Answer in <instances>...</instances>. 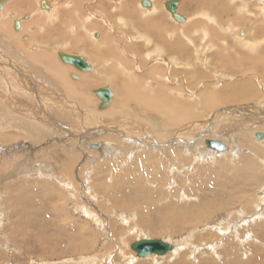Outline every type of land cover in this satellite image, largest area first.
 Masks as SVG:
<instances>
[{
	"label": "rangeland",
	"instance_id": "rangeland-1",
	"mask_svg": "<svg viewBox=\"0 0 264 264\" xmlns=\"http://www.w3.org/2000/svg\"><path fill=\"white\" fill-rule=\"evenodd\" d=\"M37 1L38 0H34V2H32V6H28L27 11L25 10V8H22L21 10L24 9L23 15L28 13V15L33 16L31 20L36 19V17L37 18L39 17L40 19L49 17V16H45V17L43 16L42 12L44 9L42 8L40 10L39 5L36 4ZM55 1H56L55 2L56 7H58L60 5H63L64 0L61 1L55 0ZM123 1L122 0L115 1L116 2L115 3L112 0H96V2L94 0H85L83 1L86 4L85 8L84 7L82 8L83 12H81L79 16H77L79 14L77 13L74 19L72 18V16L68 17V20L65 23H63L64 20H62V18L59 19L56 18L57 17L56 13L60 9H62V11L59 12L60 15L64 14L65 11H67L68 9L69 11H71L73 5H70L71 9L64 6V9L66 8L65 11L63 10V6L62 7L60 6L57 8V10L54 9L50 13L52 19L54 18V20L55 19L57 20V21L56 20L53 21L50 18V22H48L50 27L54 28L60 23H63L60 24L61 27L64 29L66 34H70L69 40L67 41L64 39H60L59 35L58 38L57 35H55L53 37V40H51L52 44H50L51 45L50 47H53L55 50V53L53 52L54 54H52V52H50V55H55L56 59H59L60 63H62V65L66 67L63 70V76L66 78L67 81L70 82L69 77L71 76L69 75V70H68L70 67H71L70 71H72L73 74L87 73V72L79 71L75 67L73 68L72 65L67 66V64L62 61L61 55L63 54L76 56V57L89 58L88 56H90L91 53H93L96 50H99L109 55L111 57V60L104 63L101 67H99L96 63L91 64L90 74H94L99 69H106L109 67L105 73L97 75V77L99 78L96 79V82L94 81L95 86L92 87L94 88V91L91 93L92 96L87 95L88 90L85 91L84 93H81V95L76 94L78 97H76V95L71 96V94L67 95L69 89H63V87L64 88L66 87L65 85L64 86L61 85L62 82L60 81L61 82L60 89L62 88L61 90H63L64 92L63 93L62 91H60L61 93V94L59 93L60 99L64 100L67 106L69 105L68 107L69 108L71 107L70 109L72 111L76 110L77 112H80L82 114V117L79 118L80 120L75 117V120H72L71 123L68 122V127L69 126L71 127L70 131L73 130L72 131L73 133L75 134L78 133L74 139L70 138L68 134L65 135L64 132H62L64 135L60 133L62 134L60 136L59 133L48 132L49 134L46 136L40 135L38 137L37 136L35 137L34 135H31L32 133L24 130L22 132H18L14 129H9V132L11 131L13 132L10 133L12 134V137L10 136V141H4L2 137L8 136V134L5 135L6 131L0 129V264H226V263L227 264H264V229L260 231L259 229L261 226H259V228H257L259 232L253 230L257 224L261 223L262 225H264V211H263L264 177L263 176L256 177L255 175L252 174L251 175L243 174L241 175L242 177H244V179H242L241 181L242 183L235 182L234 183L235 185L232 183L234 182L233 178H235L232 175L236 171L237 166L239 164L257 165V168L263 173L264 153H262L260 150L264 151V143L258 142L257 140L255 141V138L253 136L255 132H264L263 128H259V127L245 128L243 122L242 124L243 126L241 127L240 130L241 131L244 130L245 134H242L240 136H237L235 134L231 135L232 136L231 139H239L245 136L243 138V141L240 143V146L245 149L244 153H242L241 151V153L236 154L235 151L237 150V148L233 147L232 149H230V154L228 151H226L225 152L226 155L219 153L221 154L219 156L217 152L212 151V149H210V151L208 150L206 151L207 153L204 156V150H205L204 148L208 149L206 142L203 140L200 141L201 142L200 144L199 142H196L200 146L199 147L200 156L201 157L202 155L204 156L201 158L203 163L202 162L200 163L196 158H194L195 160L194 159L193 160L196 163L192 161V163L188 165L190 171H188L187 173L185 172L186 174L182 173L183 176L185 175L184 177L182 175H178L177 178L175 175H173L176 173V170H174L175 172L173 171V173L172 171H170L172 174L170 173L168 176L170 181L169 183L171 184L169 183L162 184L164 187L163 192L164 193L166 192L165 194L167 195L165 196L167 197V199L170 198L168 200L172 199L171 201H175L176 203L181 204V202H183L182 195L184 193L180 191V193L173 195L170 194V192L172 191V189L178 187L177 183H175L176 182L175 179L179 180L182 178L185 179V180L183 179L185 188H192L193 186L195 188H198L200 185L201 190L203 192H206L204 197H206L207 194L209 196V197L207 196L209 199L212 193L217 189L216 184H212L210 180L203 181V177L199 175V172H196V166L194 167V165L199 164L197 169H199L200 165L202 164L205 165L206 167L213 168V165L215 166V162L216 164L223 162L224 164H226V167H228V173H227L228 175H226L227 178L226 182L232 186L230 187V189L232 188V190L236 189L245 192L242 194V196L244 200H248L249 202V206H247V208H249L248 211L247 212L244 211L241 204H237V206H234V208L232 207L231 205L232 203L228 201L227 198L228 196H225V192L228 189H226L225 192L223 190H217L215 192V195L219 196L217 198L221 204L224 203L226 205L222 209L220 208L219 210H217L218 212L215 213L216 215L213 214L212 219L209 220L206 224H201L198 227L187 228L186 230H174L170 228H164V229L162 228V231H160L161 229L160 230L158 229V222H159L158 220L159 218L166 219L165 217L166 213L162 212L161 214L158 211H156L154 212L155 215H152L150 214L151 211L148 208L143 210V211L148 210L147 212H144L145 218L139 216L140 212L136 209V206L142 204L145 208H147L148 206L146 207L145 204L146 201L143 202L134 199L133 195L131 194L126 195L127 193L122 188L124 187V184L119 182V181L124 182V179L131 177L129 179V183H132V181L140 182L144 186L143 190H145L149 196V194L152 193L151 188H155L156 186L152 184L146 185L144 183L146 182L145 177L147 178L145 174L146 169L142 171L141 169L142 166L140 165L139 162H137V159L139 156H141L140 153L152 151L154 150V147L149 148V145L143 144L145 147L140 149L139 151H137V149H132L130 147L127 148L128 150L127 151L125 149L126 146L123 145L124 139L120 138L121 136L116 135V133L109 132L107 130L109 126L105 127V131L101 130L100 127L106 123H102L101 125L98 126H91L94 124L91 123L88 124V122L84 123L85 119L83 118V116L85 118L89 116H95L102 118L100 119L102 121L119 120L118 122H120L119 124V128H120L122 124L121 122L123 120L121 118V116L123 117L122 113L123 114L127 113L126 115L130 117H134L133 121H135L137 124L134 127H128L129 130L125 128L126 131H130L128 133L129 135H133V137L139 139H144L145 137H149L152 140H159V141L161 140L159 134H161L163 129L167 128L168 125L170 126L169 121L162 120L158 116H155L156 115L155 112H149L148 114H146V116L143 119H140L139 121L136 118L138 112L135 110L133 106L135 105V102L132 100H130L129 103L133 105L129 104V105H125L124 107L118 108L120 104L122 105L126 103L124 99H121L119 97L118 93H116L114 97L111 96L112 100H110V102H112L111 107L113 109H116L115 111L117 112V114L113 116L110 114L105 115L101 113V111L105 108L100 107L102 102L100 101L99 97L96 95V92L102 88H108L117 91L116 87L118 83L116 82L112 83L113 81L108 78V76H114L116 74L115 69L119 70L118 64L113 60V56L115 54L121 53L116 48V45L122 46L121 47L122 51H123V47H125L124 52H122L123 54H121V56H125V58L129 57L128 59L131 58L133 60L132 61L130 59L131 62L130 60L126 61L128 63L126 64L129 65L127 67L128 70L126 71L131 72V73L128 72L127 78L129 79L130 77L129 75L136 74L143 79V77L147 73L146 69H149V67L146 64L151 62L149 61L150 57L152 58L156 56L154 50L155 49L161 50L157 46L158 44H161L162 42L161 40H165L164 44L166 45L167 43V45H169L168 43L174 40L171 39V37L182 38L184 35L193 34L190 32H186V27H184L185 30L184 31L183 28H179L178 26H176V24L169 18V15H167L163 11L164 3L168 0H156L157 2L154 4L155 6L161 8L162 13H160L159 9L155 10V13H159L162 15V17H160L159 19V22L163 23L164 25L160 32H162L161 33L162 37L168 36L167 40L165 38H162L160 41H158L159 43L156 44V42H154L152 32L151 35H149L147 33L149 30H147L144 26L137 24L136 21L132 23L133 20L131 18H134L136 16L135 17L136 20L137 16L139 17L140 15L138 14V12L139 11L142 12L141 8H143V6L141 5L140 7L139 0H128V2L132 3L133 6V8L131 6V10L133 11L131 15L129 13L130 10L128 12L130 16L123 10H120V8L118 7V5L121 4ZM188 1L190 2V5ZM244 1L245 0H226L229 6L228 8L231 10V15L229 13L230 16L228 15V13H226L227 15H225L226 18L230 17L231 19L230 27L232 28V30L228 34L230 36V39L233 38L232 35L236 32V29L241 28L246 32L249 30L247 23L242 22L243 20L248 21L249 18V17L247 18L246 16V4H244ZM102 2L104 3L102 4ZM182 2L183 4L185 3L186 5H188L187 8L190 9L193 16H195L194 14L197 13L196 14L197 21L200 23L201 27L205 29L204 34H202L201 36L200 34L202 33V30L199 32L197 31L195 32L196 34L194 33L192 36H190L189 43L187 42L186 45L187 48L183 49L189 51L190 53L189 57H194L195 59H197L198 54H196V52L199 51L201 48L202 37L208 34L211 35V37H209L205 41V42H211V39L213 38L212 35L214 34V31L216 32L215 25H212V18H216V14L210 13L209 15L207 14L204 15L201 12L202 7L199 5L201 4L203 6L201 0H182ZM18 8L19 7L14 6V10L11 8H10L11 10L7 9L11 13L16 11L15 19L21 18L20 16L21 14L18 13L19 11ZM204 9L208 10L206 7ZM181 10H182V6H181ZM165 11L168 10L165 9ZM9 12L8 15L6 14L7 18L5 17L6 15H4V17L0 19V23H1L0 25L2 27L6 26L7 28V25H5V23L8 24L13 21V18H10L11 13ZM48 13H49L48 10L44 11V15H47ZM90 15L93 17V19L87 18ZM166 15L167 17H165ZM142 16L143 14L141 13L140 19H142ZM184 16L189 20L190 17L188 16V13H186ZM209 16H211V18ZM158 17L159 16H157L155 19H158ZM62 25H66V27H63ZM31 30L32 29H28L25 31L24 28L23 32H20L21 31L20 30L18 33H23L24 35L26 34L31 35L30 32L32 34L36 32L35 30L33 31ZM94 34H101V39L100 40L94 39ZM141 34H143L146 37L147 36L151 37V41H153L154 44H148V42H144V45L147 46L148 49L146 48L147 49L146 51L140 50L136 52V49H133V46L131 45L134 42L133 38L136 35L138 36ZM24 35H22L23 38L22 43H24L23 45L28 46L27 42L29 41L28 39H26V36ZM108 35H111V38L116 36L117 40L115 41L113 39H109ZM0 36L5 39L4 43L7 42L13 43L16 41L14 39H11L10 35L3 34L2 32H0ZM194 37L196 38L195 40H193ZM230 39L229 41L231 42ZM77 42L81 43V46L79 47L76 46V48H74V45H76ZM234 43H235L234 40H232L233 46L231 45L230 47H228L229 51L235 49ZM202 45L204 46V44ZM160 47L162 48V46ZM3 49L5 48H1V51ZM35 49L36 48H32L31 52L35 53L36 52ZM129 50H130V55L136 52L134 56L129 55V52H127ZM4 53H9V52L6 51ZM163 54L166 57L168 55V52H164ZM176 54H172L165 58V59H171L170 57H174V58L178 57L177 58L179 59L177 61L178 64L176 66L173 65L172 71H176L178 74L181 71H184V74L188 76V73L192 69L197 70L196 64H190L184 68L181 67L185 65L186 61L181 59V57H179L178 55L176 56ZM146 61L149 62L145 64ZM42 67L45 68L44 66H40L39 68L43 69ZM204 67L206 68V66ZM219 68L225 69L224 67H219ZM211 70H214V68H212ZM225 71H227V69H225ZM225 71L223 70L213 71L214 74L209 71H205L210 75V78H208V80L197 79V82L199 83V81H205V82L208 81L210 85L213 86L214 85L213 81L215 80L214 77L217 75V73L222 72L224 74ZM67 73L69 77H67ZM115 76H117V74ZM176 79H179V76H176ZM211 79L213 81H211ZM35 81H37L36 78ZM39 81L40 80H38V82ZM133 81L131 82V85L136 84ZM142 81L145 82L144 80ZM159 81L160 78L157 76V82ZM73 82L77 83L79 81L73 80L72 83ZM90 84L91 82H87L85 84V87H90ZM54 85L50 86L49 88L51 89L55 88L56 90L57 89L59 90V87ZM119 86L121 87L120 91L123 94L125 89L122 85ZM187 86L189 87V91L190 89L193 90V88L198 87L197 85L194 87V85H190V84ZM224 86L226 85H223V82L215 83L214 85L217 91L223 90ZM85 87L84 85L79 86L81 90L79 88L78 89L81 92L83 89H85ZM171 88H176V86L170 85V89ZM196 88L194 89V91H196V95H197L199 89ZM200 88H202V86ZM26 89H23L22 91H26ZM29 89L30 87H28V90L26 91L25 95L26 96L30 95L31 98V94H30L31 91ZM72 89L75 90L74 87H72ZM254 90L256 91V93L259 92L258 89L256 90L254 88ZM63 94L66 95L62 96ZM169 95L174 96L175 94L174 92H169ZM20 97L21 95L15 92L14 98H10V101L14 103H22ZM22 97L25 98V96ZM185 97L193 98V95L187 94ZM28 100L32 102V100L30 99ZM182 101H186V100L185 99L183 100L182 98H175L173 104ZM262 101L264 102V99ZM256 102L258 104L257 100L251 101L249 103H252L255 106ZM90 103L95 104L96 107L94 108H96V110H94L93 107L90 106ZM242 103L245 105L244 107L250 106L247 105V102L246 104L244 102ZM76 104H78V106ZM116 104L117 106L115 107ZM237 104L239 103H233L232 105L230 104L228 105V107H234L233 111H235V109L238 108L235 107L238 106ZM58 105H60V103H58ZM30 106L31 105L28 103L26 109L28 110ZM37 106H36L37 110L39 111L40 105L38 104ZM46 108L47 110H45V112L47 113L51 112L49 113L50 117H55V118L59 117L58 113L55 114L57 111L53 112L48 107ZM211 110L206 112L203 110L202 106L201 107L198 106L197 116H200L198 117L199 121L201 122L205 121L207 119L208 113ZM43 114L44 113L42 112V115ZM246 114H241L240 119L244 120V118L248 115L253 116V112L250 111H247ZM223 115L224 117L225 116L227 117V116H231V113H227V114L224 113L220 115V119H222L221 117H223ZM70 116L72 117V114H70L69 117ZM81 118H83L84 120ZM81 120H83V122ZM192 120L193 119L187 121L186 124H188L190 121L192 122ZM62 121H63L62 124L64 125L65 120L63 119ZM246 122L247 120H245V123ZM129 123L131 122L129 121ZM186 124H183V122L181 121L180 124L178 125L174 124V126H170L166 131V137L170 136L171 139H173L176 138L177 135L181 134V138H185L187 134L189 135V137L194 136L196 138V136L199 135L198 133L192 131L186 133L189 127L186 126ZM73 125L75 127H73ZM201 126L205 128V131L208 129V132H211L212 130V126H209V124L205 122H203L200 125V128ZM182 129L184 131H182ZM201 130L202 129H200V131ZM225 130H228V128L223 129V131ZM220 132L221 131L219 130L217 133ZM50 133L58 134V136L52 135ZM207 135L202 137L209 138L207 137ZM18 136H21L22 138L21 137L19 138ZM197 138L199 137L197 136ZM116 139L120 141L119 143L120 147L119 145L116 147V142H117ZM217 139H221V138L218 137ZM63 142H68V145H70L71 142H74V147H75L71 151L68 150V154L70 156L66 157L65 162L57 160V158H54V153L56 151L61 150L60 143ZM87 142H90L93 145L98 143H99L98 145H100V143L101 145L105 144L106 150L107 149L110 150L108 145L109 146L113 145L116 153L115 154L110 152L107 153L106 151H104L103 149L104 147L102 146L99 147V149H94L92 146H89ZM169 146H173V145H169ZM63 147L67 148V146H63ZM196 151L197 150L193 152ZM124 154L128 155L129 157L130 155L134 154L136 159L130 164L132 160L126 158ZM26 155L27 158L29 157V159L26 161L28 164L25 162V160L23 161L20 160L24 156L26 157ZM206 155H210L211 158L210 159L207 158ZM93 157L96 158L94 159ZM90 158L92 160L88 161V159ZM20 163L25 164L24 167H29L32 169V171L28 170L27 168H25L26 170L24 168L21 169ZM127 164H130L132 166L131 173L134 177L132 175L127 177L129 173L125 175V171H126L125 167L127 166ZM54 166L56 169H53ZM40 169H42L43 171H41ZM135 171L136 173H134ZM68 177L69 179H67ZM195 177H196V181L192 180L191 182V180H189V178H195ZM244 181L246 182V184H243ZM208 182L210 183V185ZM39 183L41 184L40 186ZM100 187H102V189L98 191L97 189ZM118 187L120 189H118ZM108 188H110L111 190L110 189L107 190ZM209 188H211V190ZM194 196L185 197V198L187 199L188 202H194L199 204V199H196L198 198V196L196 197ZM234 196L237 199L236 195ZM246 196L248 198H246ZM153 197L155 199L158 198L157 195L154 196V194ZM196 200L198 202H196ZM125 202H127L130 206L127 203L126 205ZM201 203L204 204L202 200L200 201V204ZM254 208L257 209L254 210ZM132 210H136V211H132ZM241 210L243 211L241 212ZM57 211L64 212L65 217L63 218V216H61V214L58 213ZM257 212L259 219L254 220L253 216H255ZM242 213H246V214H242ZM142 218H143L142 221L146 220L145 221L146 223H144V225L143 222H141ZM70 220L79 222L78 225H82L80 231H77L76 242L84 244V246L81 245L79 246V248L81 249L85 248V251L82 252L81 254H76L75 252L72 254L68 252L67 253L68 256H67L64 253L62 255L61 254L62 252L58 250V248L63 249L64 248L63 245H65V243H63L61 246L60 243L56 244L54 240H56L58 234H61V232L64 230L68 231L69 233L74 232L71 229L72 227L68 225V221ZM145 238L158 239L168 242L173 246V248L178 243V241L179 242L181 241L180 244L182 246L180 245V249H178V251H176L175 253L172 252L173 251L172 249L170 254L168 255H163V256L154 255L144 259L143 258L140 259L138 258L136 252L132 250L131 246L137 241L146 240ZM209 239L212 240L210 241ZM123 240H126V242H128L129 244L128 243H127L128 245L125 244ZM56 245L59 246L57 247ZM72 246L74 250H76L78 247L77 245H72ZM209 258L210 259L214 258V259L210 260Z\"/></svg>",
	"mask_w": 264,
	"mask_h": 264
},
{
	"label": "bare ground",
	"instance_id": "bare-ground-1",
	"mask_svg": "<svg viewBox=\"0 0 264 264\" xmlns=\"http://www.w3.org/2000/svg\"><path fill=\"white\" fill-rule=\"evenodd\" d=\"M38 1H39V3H38ZM38 1L36 4L39 5L40 10L42 8L44 9L42 12L43 16L44 17L49 16V17L42 18L44 20L40 19L39 17L38 18L36 17V19L31 20L33 16L28 15V13L23 15L24 9L23 10H21V9L25 8V10L27 11L28 6H32V2H34V0L0 1V4H1L0 5L1 6V8H0L1 9L0 10V19H2L4 17V15H6V14L8 15V12H9L8 10H11V9L14 10V6L19 7L18 13L21 14L20 15L21 18L15 19V16H16L15 12L16 11L12 12V13L9 12V13H11L10 18H13V21L8 23V24L5 23V25H7V28H6V26L2 27L0 25V32H2L3 34L10 35L11 39L16 40L13 43L12 42L4 43L5 39L0 36V129L6 131L5 135L8 134V136L2 137V139L4 141H10V136L12 137V134H10V133H13V132L12 131L9 132V129H14L18 132H22L24 130V131L32 133L31 135H34L35 137L36 136L38 137L40 135L46 136L49 134L48 132H56V133H59V136H60L63 134L62 132H64L65 135L68 134L70 138L74 139L78 133L75 134L72 132L73 130L70 131L71 127L70 126L68 127V122L71 123L72 120H75V117L77 119H79L80 117H82V114L80 112H77L76 110L72 111L70 109L71 107L69 108L68 107L69 105L67 106L66 102H64V100L60 99L59 93H60V91L63 92V90H61L62 88L60 89V87H61V85H63V86L65 85L66 88H64L62 86L63 89H69L67 95H69V94H71V96H75L76 94L81 95V93H84L87 90H88L87 95H91V93L94 91V88H92V87L95 86L96 79L99 78V77H97V75L105 73L109 68L108 67L106 69H99L94 74H90V72L73 74L72 71H70V69H71V67H70L68 70H69V75L71 77H69V75L67 73V77H69L70 82L67 81L66 78L63 76V70L66 67L64 65H62V63H60L59 59H56L55 55H50V52H52V54L55 53L54 48L50 47L51 46L50 44H52L51 40H53V37L55 35H57V38L59 35L60 39H64L67 41V40H69L70 34H66L65 31L61 30L62 27L60 24H63V23H60L59 25H57L56 27L53 28V27H50L48 22H50V18L52 19L51 15H50L52 10H54V9L57 10L58 7L63 6V10L65 11L66 8L64 9V6L68 8L69 7L68 3L71 0H64L63 5H60L58 7H56V4H55L56 1L55 0H38ZM59 1H61V0H59ZM83 1H85V0H77V3L75 4L74 7H72L71 11H69V9H68L62 15H60V13H59L60 11H62V9L58 10L56 13L57 14L56 18H58V19L62 18V20L65 21V20H68V17H70V16H72V18H75V15L77 13H79L77 15V16H79L80 13L83 12L82 8L83 7L85 8V5H86ZM119 1H121V0H119ZM124 1L118 6H120V10H123L127 14L130 10L129 13L131 15V13L133 12L131 10L132 3L128 2V0H126L125 2ZM139 1H141V0H139ZM148 1H150L151 4L157 2L155 0H148ZM168 1H170V0H168ZM168 1H166L164 3L165 9H166V4ZM3 2H6V3H3ZM201 2L205 7H208L209 12L216 14V18H212V25H215L216 32L214 31V34L212 35L213 38L211 39V42H205L209 37H211V35L208 34V35H205L204 37H202V44H204V46L201 44L200 50L196 52V54H198L197 59H195L194 57H189L190 53L187 50H183V49L187 48L186 45H187V42L189 43V38H185V39L183 38V40L181 41L180 38H172L171 37V39H174V40L170 41L168 43L169 45H167V43H166V45L168 47L164 44L165 40H161V39L165 38L167 40L168 36L162 37V34H161L162 32H160V31L162 30L164 25H163V23L159 22L160 17H158V19L154 20V22L152 23L153 20H150V19L143 20V18L140 19L142 12L139 11L138 14H140V15H139V17L137 16L136 20H135L136 16L134 18H131L133 20V21L131 20L132 23L139 19V25L144 26L147 30H149L148 31L149 34H151V32H152L153 35H155L154 38H156L155 40L157 43H159L158 41L161 40L162 41L161 43H163L166 46V49H168L169 47L171 48V50H170L171 52H168L167 56H170L172 54L177 53L176 56L178 55L179 57H181V59L186 61L185 65L181 66V67L184 68V67H187V65L196 64L197 70H193L191 68L192 70L190 72L188 71L189 72L188 76L186 74H184V71H181L178 74L176 71H172L173 65L176 66L178 64V62H177L179 60V59H177L178 57H176V58L170 57L171 59H165L167 56L165 57V55L163 54L164 52H162L161 50L155 49L154 52L156 53V56L152 57V58L150 57V59H149V61H151L150 63H147L149 61L145 62V64L147 63L146 65L149 67V69H146L147 73L145 74L143 79L140 78L139 75H136V74L129 75L130 76L129 79L127 78L128 72H130V71H128V72L126 71V70H128L127 67L129 66V65H127L128 63L126 61L130 60L131 58L128 59L129 57L125 58V56H121L122 53H117L113 56L114 62H116L119 66V70L115 69L117 76H115L116 74L114 76H108V78L113 81L112 83L116 82L119 85H122L125 89L123 94L121 93V91H120L121 87L118 84L116 87L117 91L109 89L112 97H114L115 94L118 93L119 97L121 99H124V101H126V103H124L122 105L120 104V106H118V108L124 107L125 105H129V104L133 105V104L129 103V101L132 100L135 102V105H133V106H134L135 110L138 112V115L136 118L139 121H140V119H143L146 116V114H148L149 112H155V114H156L155 116H158L162 120L169 121L170 126H174V124L178 125V124H180L181 121L183 122V124H186L187 121L193 119L192 122L190 121L188 124H186V126H189L186 133H188L189 131L196 132L199 134V135H197L199 138H197V136H196V138L194 136L189 137V135H187V134H186L185 138H181V134L177 135L176 138H173V139H171L170 136L166 137V131L170 127L169 125L167 126V128L163 129L161 134H159L161 137L160 141L159 140H152L149 137H145L144 139L135 138V137H133V135L128 134L130 131H126V129L129 130L128 127H134L137 125L136 122L133 121L134 117H130V116L126 115L127 113H124V114L122 113L123 117L121 116V118L123 120L121 122L122 124H121L120 128H119L120 122H118L119 120L102 121V120H100L102 118H99V117L89 116V117L85 118L83 116V118L86 120L85 121L83 118H81L84 120V123L88 122V124L89 123L94 124L91 126H98V125H101L102 123H106L100 127L101 130L105 131V127L109 126L107 128V130L109 132L116 133V135H119V136H121L120 138L124 139L123 145L126 146V148H125L126 150L128 147H130L132 149H137V151H139L140 149L145 147L143 144L149 145V148L154 147V150H152V151L140 153L141 156H139L137 159V162H139L140 165L142 166V168H141L142 171L144 169H146L145 174H146L147 178L145 177L146 182H144V183L146 185L152 184V185L156 186L155 188H151L152 193L149 194V196H148L147 192L145 190H143L144 186L138 181H132V183H129V179L131 177L124 179V182H122V181H119V182L124 184V187H122V188L127 193L126 195L131 194V195H133L134 199H137V200L143 201V202L146 201L145 204H146V207L148 206L147 208H145L140 203H138L140 205L136 206V209L140 212L139 216L144 217L145 216L144 212H147L148 210L147 211H143V210L148 209V208L150 209L151 212L150 211L149 212L152 215H155L154 212H156V211H158L161 214H162V212L166 213V216H165L166 219L159 218V220H158L159 221L158 222V229L159 230L161 229L160 231H162V228L163 229L164 228H170V229H174V230H186L187 228L198 227L201 224H206L209 220L212 219L213 214L218 212L217 210H219L220 208L222 209L226 205L224 203L221 204L220 201L218 200L217 197H219V196L215 195V192L217 190H223L225 192V190L228 189L225 192V196H228L227 197L228 201L232 203L231 204L232 207L234 208V206H237V204H241L244 211L247 212L249 209V208H247V206H249V202H248V200H244V198L242 196V194L245 192H242V191H239L236 189L232 190V188L230 189V187H232V186L226 182V179H227L226 175H228L227 174L228 173V167H226V164H224L223 162H220L218 164H216V162H215V166L213 165V168L212 167L211 168L206 167L205 165L202 164V165H200V168L197 169L199 164L194 165V167L196 166V172H199V175L201 177H203V181L210 180L212 184H216L217 189L212 193V195L210 193L211 197L209 199H208L209 196L207 194H206V197H204L206 192H203L201 190L200 185L198 188H195L194 186L192 188H185V185H184L185 179L181 177L182 179H179V180L175 179V181H176L175 183H177L178 187L175 189H172V191L170 192V194H173V195L180 193V191H182L184 193V194L182 193L183 194L182 195L183 196V202H181V204L176 203L175 201H171L172 199L168 200L170 198L167 199V197L165 196L167 194H165L166 192L165 193L163 192L164 187L162 184L163 183L168 184L170 182L169 176H168L171 173L170 171H172V173H173V171L176 170V173L173 175H175L177 178H178V175H182V173H185V172L187 173L188 171H190V168L188 165L190 163H192V161L195 160L194 158H196L201 163L202 162L201 158L205 156V154L207 153L206 152L207 150L210 151V149H212V151H215L218 154L221 153L223 155H226L225 154L226 151H228L230 154V149H232L233 147H236L237 148V150L235 151L236 154L241 153V151H242V153H244L245 149L240 146V143L243 141V138L245 136L241 137L239 139H231L232 134H235L237 136L245 134L244 130H242V131L240 130L241 127L243 126L242 125L243 122H244L245 128L246 127L247 128L259 127V128L264 129V102L262 101L264 99V0H245L244 1V4H246V16H247V18L248 17L249 18H248V21L243 20L242 22L247 23L249 30L246 32V31L242 30L241 28L236 29L237 33L235 32L232 35V37H233L232 39H230V36L228 35L229 32L232 30V28L230 27V24H231L230 20L231 19H230V17L226 18V16H225V15H227L226 13H228V15L230 13V15H231V10L228 8L229 6H228L226 0H201ZM210 2H211V4L209 5ZM103 3L104 2H102V4ZM181 3H182V0H179V7L177 10V13L180 14L184 18V21L183 22L174 21L172 15H170V13H168L169 11H167V14L169 15V17L173 19V22L176 24V26H178L179 28H183V30H184V27H186V30H188V29L190 30V28L195 27L196 30L194 32H197V31L199 32L202 30V33L200 34V36L202 34H204L205 29L203 27H201V25L198 21L193 22L192 18H189V20H188L184 16L185 13H184V11L181 10ZM137 4H138V2H137ZM35 5H34V7H35ZM189 5H190V2H189ZM132 8H133V6H132ZM144 8L149 10V11H152L153 8H154V11L158 9V7L155 5H154V7L152 5L150 8H146V7H144ZM45 10L49 11V13L47 15H44ZM185 10H186V12H188L187 9H185ZM104 11H105V9H104ZM136 11H138V10H136ZM112 12H113V10H112ZM146 13H147V11H146ZM233 13H234V11H233ZM148 14H151V12L147 13L146 15H148ZM7 15L5 16L6 18H7ZM123 17H125V16H123ZM165 17H167V15ZM88 19H92V18L89 17ZM190 19H191V21H190ZM52 20L55 21L56 19L54 20V18H53ZM91 21H93V20H91ZM17 22L20 24L19 30H16V27H15ZM239 22H241V21H239ZM62 26H64V25H62ZM24 28H25V31L28 29H32L31 31L35 30L36 32L34 31L35 32V33L33 32L34 34H32L30 32L31 35H29V34L24 35L23 33H18L20 30H21L20 32H23ZM110 28H111V26H110ZM52 29H54V30H52ZM218 30H219V32H218ZM51 32L52 33L55 32V33L52 34ZM22 35L26 36V39H28V41H29V42H27L28 46L23 45L24 43H22L23 42L22 41L23 40ZM94 39L100 40L101 34H94ZM195 39L196 38L194 37L193 40H195ZM229 39L231 40V42L229 41ZM232 40H234V42H235L234 43L235 49L232 51H229L228 47H230L232 45ZM76 46L77 47L81 46V43L77 42L76 45H74V48H76ZM28 47H29V49H28ZM1 48H5V49H3L1 51ZM32 48H36L35 53L31 52ZM6 51H8L9 53H4ZM195 51H196V49H195ZM134 54L135 53H133L132 55L134 56ZM129 55H130V50H129ZM132 55H130V56H132ZM88 57L89 58H85V57H82V58H84L90 66H91V64L96 63L99 67H101L104 63L111 60V57L109 55H107L106 53H103L99 50L94 51ZM206 57L209 58V60H206ZM200 59H201V61H200ZM202 59H203V61H202ZM131 60H130V62H131ZM40 66H44L45 68L42 67L43 69H40L39 68ZM67 66H70V65L67 64ZM204 66H206V68ZM214 67L217 68V70H211ZM219 67H224L225 69H227V71H225V69H221ZM218 70L219 71L223 70V71H225V73L223 74L222 72L221 73L218 72L217 75L214 77L215 80L213 81L211 79V81H213L214 85H215V83L223 82V85H226V86H224L223 90L217 91L215 89L214 85L211 86L208 81H206V82L205 81H199V83L197 82V79L198 80L199 79L208 80V78H210V75L208 73H206L205 71H209V72L213 73V71H218ZM74 76L76 77L75 79H74ZM157 76L160 78L159 82H157ZM176 76H179V79H176ZM35 78L37 81H35ZM132 79L135 81H133ZM38 80H40V81L38 82ZM73 80L74 81L77 80L79 82H77V83L73 82L72 83ZM142 80H144L145 82H143ZM132 81L135 82L136 84L131 85ZM87 82H91L90 87H85V84ZM53 83L57 87H59V90L58 89L56 90L55 88H52V89L49 88L50 86L54 85ZM60 83H61V85H60ZM200 83H202V84H200ZM189 84L194 85V87L196 85L198 86L197 88L195 87L196 89H199V91L197 92V95H196V91H194L195 88H193V90L190 89V91H189V87L187 86ZM83 85H84L85 89H83L80 92L79 89L81 90L82 87L79 88V86H83ZM170 85L176 86V88L170 89ZM184 85H186V86H184ZM201 86H202V88H200ZM28 87H30L29 90L31 91V93H30L31 98H30V95H28V96L25 95L26 91L28 90ZM72 87H74L75 90H73ZM254 88L256 90L258 89L259 92L256 93ZM23 89H26V91H22ZM15 92H17L19 95H21L20 100L22 103H14V102L10 101V98H14ZM169 92H174L175 95L170 96ZM20 93H23V94H20ZM187 94L193 95V98L185 97ZM65 95L66 94H63L62 96H65ZM22 96H25V98ZM76 97H78V96L76 95ZM112 97H111V100H112ZM82 98H84V97H82ZM175 98H182L183 100L185 99L186 101H182V102H178V103L173 104ZM28 99L32 100V102L29 101ZM63 99H64V97H63ZM33 100H34V102H33ZM78 100H79V98H78ZM254 100L258 101V104L256 102L255 106L252 103H249V102L254 101ZM36 102H37V104H36ZM74 102H76V101H74ZM242 102H244L245 104L247 102V105H250V106L244 107L245 105ZM28 103L31 106L27 110L26 107H27ZM58 103H60V105H58ZM233 103H239V104H237L238 106H235V107H238L235 109V111H233L234 107H228V105H230V104L232 105ZM240 103L242 104V106ZM38 104L40 105L39 111L37 110ZM117 104L115 105V107L117 106ZM76 105L78 106V104H76ZM111 105H112V102H110V104L105 109H103L101 111V113L105 114V115L110 114V115L115 116L117 114V112L115 111L116 109H113L111 107ZM90 106H92L93 109L96 110V108H94V107H96L94 103H90ZM198 106H200V107L202 106L203 110L206 112L212 109L208 113L207 119L205 121H202V122L199 121L198 117H200V116H197L198 115ZM46 107L51 109L53 112L57 111L55 114L58 113L59 117H56V118L50 117L49 113H51V112H49V113L45 112V110H47ZM75 108H77V107H75ZM247 111L253 112V116L248 115L245 118L242 116L244 118V120H241L240 119L241 114H246ZM42 112L44 113L43 115H42ZM224 113L225 114L231 113V116H227V117L225 116L224 117V115H223L224 118L221 117L222 119H220V115H222ZM70 114H72L73 118L71 116H70L71 118L69 117ZM87 114H89V113H87ZM147 116H149V115H147ZM93 118H96V119H93ZM63 119L65 120L64 125L62 124ZM83 120H81V121L83 122ZM245 120H247L246 123H245ZM129 121L131 123H129ZM203 122L209 124V126H212L211 132H208V129L206 130L207 131L206 132L205 128L202 126L200 128V125ZM132 123H133V125H132ZM249 123H250V125H249ZM73 127H75V126L73 125ZM88 128H89V126H88ZM224 128H228V130L223 131ZM183 129H182V131H184ZM200 129H202L201 130L202 132L200 131ZM219 130L221 132L217 133ZM199 131L203 134H201ZM60 133H62V134H60ZM80 133H81V131H80ZM196 133H195V135H196ZM50 134L58 136V134H54V133H50ZM97 134H99V133H97ZM92 135H94V134H92ZM100 135H101V133H100ZM206 135L209 138H203L202 137V136H206ZM258 135H262V138H259ZM253 136L255 138V141L257 140L258 142L264 143V132H255ZM18 137L20 138L21 136H18ZM218 137L221 139H217ZM214 138H216V139H214ZM36 139H38V138H36ZM116 140H117V142H116V147H117L119 145L120 141L118 139H116ZM202 140L206 142L208 149L204 148L205 149L204 150V156L202 155V157H201L200 152H199L200 146L196 142H199V144H200L201 143L200 141H202ZM220 140H222V141H220ZM209 141L220 142L224 149L223 150H217L216 148L208 146ZM87 144L89 146H92L94 149H99V147L102 146V147H104L103 148L104 151H106L107 153H109V152L114 153V154L116 153L113 145H110V146L108 145L110 150L107 149L108 150L107 151L105 144L101 145V143H100V145H98L99 144L98 143V144L93 145L90 142H87ZM169 145H173V146H169ZM60 146H61V150L56 151L54 153V158H57V160L65 162L66 157L70 156L68 154V150L71 151L72 149L75 148L74 142H71L70 145H68V142H63V143H60ZM63 146H67L68 149L63 147ZM119 147H120V145H119ZM195 150H197V151L193 152ZM92 151H94V150H92ZM260 151L262 153H264L263 150H260ZM211 153H213V152H211ZM255 153H257V152H255ZM128 154H130V153H128ZM140 154H138V155H140ZM221 154H219V156ZM100 155H101V153H100ZM124 155L126 156V158L132 160L130 162V164L136 159L134 154L130 155V157L126 154H124ZM206 157L209 159L211 158L210 155H206ZM30 158H31V156H30ZM91 158L88 159V161L89 160L91 161L92 160ZM28 159H29V157L27 158V155H26V157L24 156L20 160H22V161L25 160V162H26ZM130 164H127V166L125 167V169H126L125 175H127L129 173V175L127 177L132 175V173H131L132 166ZM124 165H123V167H124ZM24 166H25V164L20 163L21 169L27 168L28 170L32 171L31 168L24 167ZM53 169H56L55 166L53 167ZM40 170L43 171L42 169H40ZM192 171H191V173H192ZM134 173H136V171ZM243 174H245V175H249V174L251 175L252 174V175H255L256 177H262V176L264 177V171L262 173L257 168V165L239 164L237 166L236 171L232 175L236 178V179L233 178L234 182H232V183L233 184L235 182L236 183L237 182L242 183L241 181H242V179H244V177H242L241 175H243ZM67 179H69V177ZM189 180H191V182H192V180L196 181V177L195 178H189ZM187 181H188V179H187ZM169 184H171V183H169ZM243 184H246V182L244 181ZM40 185L41 184L39 183V186ZM128 185H130V186H128ZM209 185H210V183H209ZM116 188H117V185H116ZM101 189H102V187L98 188L97 190L100 191ZM109 189L110 188H108L107 190H109ZM118 189H120V188L118 187ZM209 189L211 190V188H209ZM245 189H246V187H245ZM144 194H146V195H144ZM153 194H154V196L157 195L158 198L155 199L153 197ZM199 194H200V196H199ZM194 195L198 196V198H196V199H199V204L194 203V202H188L187 199L185 198V197H192ZM234 195H236L237 199L235 198ZM117 196H118V194H117ZM196 196H194V197H196ZM246 198H248V197L246 196ZM130 199H132V198H130ZM201 200L204 204H202V203L200 204ZM196 202H198V201L196 200ZM126 203L127 202H125V204ZM205 204H206V206H205ZM136 205H137V203H136ZM217 207H218V209H217ZM256 209L257 208H254V210H256ZM111 210H113V209H111ZM140 210L142 211V214H141ZM132 211H136V210H132ZM242 211L243 210H241V212ZM263 211H264V209H263ZM57 212L60 213L61 216H63V218L65 217L64 212H59V211H57ZM242 214H246V213H242ZM257 214H258V212L256 213L255 216H253L254 220L259 219ZM133 215H135V214H133ZM142 220H143V218L141 219V222H143V225H144V223H146L145 222L146 220L145 221H142ZM78 223L79 222H76L74 220L68 221V225L70 227H72L71 229L74 232L69 233L68 231L64 230L61 232V234H58L57 239L54 240V242L56 244L60 243L61 246L63 243H65V245H63V247H64L63 249H65V250L58 248V250L60 252H62L61 253L62 255H63V253L67 255L68 252H70L72 254L74 252L76 254H81L82 252L85 251V248H82V249L79 248V246H81V245L84 246V244L76 242L77 231H80V229L82 228V225H78ZM259 226H261L259 229L260 231L262 229H264V225H262L260 223V224H257L253 230L258 231L257 228H259ZM155 233H156V231H155ZM65 238H66V240H65ZM124 238H126V237H124ZM145 239H147V238H145ZM209 240L211 241L212 239H209ZM123 241L125 244L128 243V242H126V240H123ZM180 242L178 241V243L173 248L172 252L175 253L176 251H178V249H180V245H181ZM72 245H77L78 246L77 249L74 250ZM239 249H240V247H239ZM170 252L171 251H169L165 255L170 254ZM58 256H61V255H58ZM212 259H214V258H212ZM212 259H210V260H212Z\"/></svg>",
	"mask_w": 264,
	"mask_h": 264
},
{
	"label": "water",
	"instance_id": "water-1",
	"mask_svg": "<svg viewBox=\"0 0 264 264\" xmlns=\"http://www.w3.org/2000/svg\"><path fill=\"white\" fill-rule=\"evenodd\" d=\"M0 1H9V0H0ZM118 1V0H115ZM142 6L146 8L151 7V2L142 0ZM1 5V4H0ZM179 7V0H170L166 4V9L170 12L173 19L177 22H183L184 18L177 13ZM1 8V6H0ZM16 30H19L20 24L17 22ZM62 61L66 64L72 65L77 70L82 72H90L91 66L86 62V60L82 57H76L71 55H61ZM76 77L74 76V79ZM96 95L99 97L101 103V108H106L111 100V93L108 88H102L96 92ZM259 138H262V135H258ZM208 146L216 148L217 150H223L222 144L220 142H213L209 141ZM132 250L136 252L138 258H147L150 256H163L169 251L173 249V246L165 241L158 240V239H146V240H140L134 243L131 246Z\"/></svg>",
	"mask_w": 264,
	"mask_h": 264
},
{
	"label": "crops",
	"instance_id": "crops-1",
	"mask_svg": "<svg viewBox=\"0 0 264 264\" xmlns=\"http://www.w3.org/2000/svg\"><path fill=\"white\" fill-rule=\"evenodd\" d=\"M95 1V0H94ZM112 1H115V0H112ZM119 1V0H118ZM142 1V0H141ZM141 1H139V4H140V7H141ZM156 1V0H155ZM96 2V1H95ZM77 3V0H71L68 4H69V7L68 8H70V5H73V7L75 6V4ZM197 3V2H196ZM211 4V2L209 3V5ZM120 5V4H119ZM153 5V7H154V3L152 4ZM151 5V6H152ZM201 7H202V13L205 15V14H207V15H209L211 12H209L208 13V7H206L208 10H206V9H204L205 7H204V5L202 6L201 4H199ZM181 6H182V10H184V13L186 14V13H188V16L191 18L193 15H192V12L190 11V9H188L187 8V6L188 5H186L185 3L183 4V2L181 3ZM119 8H120V6H118ZM144 8V7H143ZM185 8H187V11L188 12H186V10H185ZM71 9V8H70ZM158 9H159V11H160V13H162V10H161V8H159L158 7ZM141 10H142V13H143V16H142V18H143V20H147V19H150V20H153L152 21V23L154 22V20H156L155 18L157 17V16H159V17H162V15L161 14H159V13H155V11H154V8H153V10L152 11H149V10H147V9H142L141 8ZM146 11H147V13H150L151 12V14H148V15H146L147 13H146ZM163 11L167 14V11H165V8H163ZM205 12H207V13H205ZM183 13V12H182ZM197 14V13H196ZM196 14H194L195 16H193L192 17V21L193 22H196L197 20V16H196ZM168 15V14H167ZM192 15V16H191ZM148 16V17H147ZM89 17H91L92 19H93V17L90 15ZM89 17H87V18H89ZM210 18H211V16H209ZM170 18V17H169ZM74 19V18H73ZM170 19H172V18H170ZM195 19V20H194ZM172 21H173V19H172ZM190 21H191V19H190ZM65 22H67V20H65L63 23H65ZM137 22V24H139V19L136 21ZM192 22V23H193ZM63 27H66V25H64ZM194 29V30H193ZM61 30L62 31H64V29L63 28H61ZM196 30V28L195 27H192V28H190V30L188 29V30H186V32H190V33H195L194 31ZM148 34H149V32H147ZM192 34V35H193ZM149 35H151V34H149ZM192 35H184L182 38L181 37H179L180 39H181V41L183 40V38L185 39V38H189L190 36H192ZM154 36L155 35H153V39H154V42H156V38H154ZM98 37V36H97ZM108 38L109 39H113V40H117V38H116V36H114L113 38H111V35H108ZM134 42H133V44L131 45V46H133V49H136V52L137 51H146L147 49H148V47L147 46H145L144 45V42H148V44H154L153 43V41H151V37H149V36H144L143 34H141V35H136L134 38ZM143 41V42H142ZM122 43V42H121ZM156 44H157V42H156ZM162 44V45H161ZM161 44H158L157 46L161 49V51L162 52H171L170 50H171V48L169 47L168 49H166V46H164L163 45V43H161ZM160 46H162V48L160 47ZM122 46H119V45H116V48L122 53V52H124V48L125 47H123V51H122V48H121ZM141 47H143V48H141ZM147 48V49H146ZM127 52H129V51H127ZM136 52H134V53H136ZM189 52V51H188ZM123 54V53H122ZM206 60H209V58H207L206 57ZM144 62V61H143ZM214 70H217V68H215L214 67Z\"/></svg>",
	"mask_w": 264,
	"mask_h": 264
}]
</instances>
